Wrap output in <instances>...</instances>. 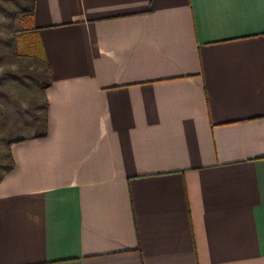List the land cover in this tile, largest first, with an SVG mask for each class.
<instances>
[{
	"label": "crops",
	"instance_id": "obj_1",
	"mask_svg": "<svg viewBox=\"0 0 264 264\" xmlns=\"http://www.w3.org/2000/svg\"><path fill=\"white\" fill-rule=\"evenodd\" d=\"M47 135L10 146L0 264H264V0H36Z\"/></svg>",
	"mask_w": 264,
	"mask_h": 264
},
{
	"label": "rangeland",
	"instance_id": "obj_2",
	"mask_svg": "<svg viewBox=\"0 0 264 264\" xmlns=\"http://www.w3.org/2000/svg\"><path fill=\"white\" fill-rule=\"evenodd\" d=\"M31 2L0 0V179L9 171L10 142L42 132L45 125L47 67L17 47L18 30L31 25L26 13Z\"/></svg>",
	"mask_w": 264,
	"mask_h": 264
},
{
	"label": "trees",
	"instance_id": "obj_3",
	"mask_svg": "<svg viewBox=\"0 0 264 264\" xmlns=\"http://www.w3.org/2000/svg\"><path fill=\"white\" fill-rule=\"evenodd\" d=\"M35 4H36V0H32L31 5L28 8V10L26 9V13H28L30 16L31 25L27 29L21 28V30L19 29L20 31L18 30V33L19 32H21V33L17 36V47H18V50L22 54H27L29 57L36 59L37 61L41 62L42 64H44L47 67L48 81L44 84V91H46V89L51 85V74H50V68H49L46 52H45L43 45H42V41H41L40 36L38 34L37 28L34 27L33 22H32V18L34 16V12H35ZM22 21H24L23 18H22ZM24 34H25V37H23ZM47 106H48V102H47V99L45 96L46 116H45L44 130L42 132L36 133L34 135V137H44L47 135V125H48ZM28 137H32V135L28 136ZM28 137H26V136L25 137L24 136L19 137L16 140H12L10 142L9 149H8L9 169L14 167V165H15V162H14V159L12 157L11 150H10L11 144L14 142H18V141H24V140L28 139Z\"/></svg>",
	"mask_w": 264,
	"mask_h": 264
}]
</instances>
